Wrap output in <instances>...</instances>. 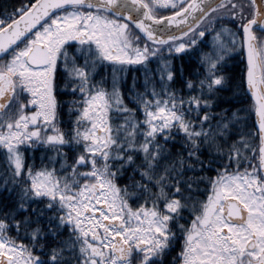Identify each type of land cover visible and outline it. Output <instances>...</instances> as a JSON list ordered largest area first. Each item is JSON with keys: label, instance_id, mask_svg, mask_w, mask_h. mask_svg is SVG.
Wrapping results in <instances>:
<instances>
[{"label": "snow or ice", "instance_id": "obj_1", "mask_svg": "<svg viewBox=\"0 0 264 264\" xmlns=\"http://www.w3.org/2000/svg\"><path fill=\"white\" fill-rule=\"evenodd\" d=\"M0 264H264V0L5 5Z\"/></svg>", "mask_w": 264, "mask_h": 264}, {"label": "trees", "instance_id": "obj_2", "mask_svg": "<svg viewBox=\"0 0 264 264\" xmlns=\"http://www.w3.org/2000/svg\"><path fill=\"white\" fill-rule=\"evenodd\" d=\"M14 3H18V0H0V12H2L4 10V6L5 5H11ZM8 11H12L11 7H8ZM161 14L163 15H167V12H162ZM228 27H232V25H228ZM233 31H235V29H233ZM212 39L213 37L211 35L207 36V40L206 43L208 44L207 48H203V46H201L203 48V51L207 52L211 49L212 47ZM239 49H237L236 52H232L230 55L234 57V59H230L228 60V64H227V68H234V69H238L241 67L240 65V60H241V56L238 54ZM180 63V62H177ZM139 66H130L129 70L127 71H123V72H119L117 75L119 77L120 80V88H121V93L122 95H124L125 97V103H128V97H129V89L130 88H135L138 91H143V88L141 87V85L143 84V72L141 71H137L136 68H138ZM191 70H195V63H193L191 65ZM101 73L103 75H105L109 82H111V76H112V67L110 65H108L105 68H101L100 69ZM99 78V77H97ZM228 95V94H226ZM68 97H62L61 99H67ZM132 105L129 104V107H131ZM236 107H238L236 105ZM244 115V114H241ZM247 130V129H245ZM207 175H215V172H209L207 173ZM203 185H201V188L203 189Z\"/></svg>", "mask_w": 264, "mask_h": 264}, {"label": "flooded vegetation", "instance_id": "obj_3", "mask_svg": "<svg viewBox=\"0 0 264 264\" xmlns=\"http://www.w3.org/2000/svg\"><path fill=\"white\" fill-rule=\"evenodd\" d=\"M229 70V74H232V75H235L237 78L239 77L240 75V70H241V67L238 68V69H234V68H230L228 69ZM239 107V105H237ZM245 115V114H244ZM254 119V117H253ZM171 255H175V253H172ZM171 257H169L170 259Z\"/></svg>", "mask_w": 264, "mask_h": 264}, {"label": "rangeland", "instance_id": "obj_4", "mask_svg": "<svg viewBox=\"0 0 264 264\" xmlns=\"http://www.w3.org/2000/svg\"><path fill=\"white\" fill-rule=\"evenodd\" d=\"M230 39V38H229Z\"/></svg>", "mask_w": 264, "mask_h": 264}]
</instances>
